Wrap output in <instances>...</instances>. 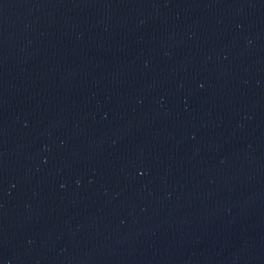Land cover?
Segmentation results:
<instances>
[{
	"label": "water",
	"instance_id": "95a60500",
	"mask_svg": "<svg viewBox=\"0 0 264 264\" xmlns=\"http://www.w3.org/2000/svg\"><path fill=\"white\" fill-rule=\"evenodd\" d=\"M0 264H264V0H0Z\"/></svg>",
	"mask_w": 264,
	"mask_h": 264
}]
</instances>
